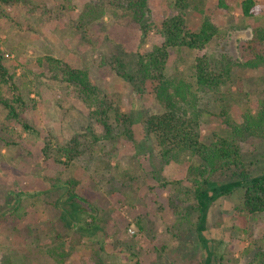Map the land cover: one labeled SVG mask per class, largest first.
I'll return each mask as SVG.
<instances>
[{
    "label": "rangeland",
    "instance_id": "obj_1",
    "mask_svg": "<svg viewBox=\"0 0 264 264\" xmlns=\"http://www.w3.org/2000/svg\"><path fill=\"white\" fill-rule=\"evenodd\" d=\"M241 1L231 0L228 16L218 25L219 35L202 51L170 50L165 74L193 84L192 68L198 54L240 60L253 28L264 27V14L255 20L241 17ZM93 2L20 0L10 7L0 5L3 63L25 96L27 120L34 129L26 132L6 120L0 107V264H131L135 260L140 264H196L203 254L193 232L195 214L185 212L193 201L184 193L192 189L189 168L198 162L186 156L160 164L153 138L141 122L142 117L162 109L150 86L138 94L114 72L116 59L134 71L136 56L162 41L155 26L179 11L167 0H147V20L154 28L142 39L138 29L116 22L117 14L109 7L80 28L79 16ZM187 2L183 18L189 30L197 31L203 12L214 0ZM46 57L87 70L99 98L133 120V140L116 136V130L106 135L93 115L95 109L88 108L60 76L53 78ZM263 94L264 67L233 71L231 80L210 98L209 114L200 124L201 142L226 135L222 111L239 124L242 103L256 109ZM2 95L10 97L7 88ZM75 136L90 147L67 165L57 164L53 153H42L44 145L65 144ZM236 141L251 173H264V140L246 137ZM66 189L85 202L81 205L87 206L86 213L95 215L91 220L84 214L80 221L84 228L97 227L99 237L65 229L53 204L57 199L64 202L67 196L61 195ZM241 198V192L220 198L208 212L204 235L220 243L222 264H249L262 238L264 215L239 212ZM17 204L20 219L11 217Z\"/></svg>",
    "mask_w": 264,
    "mask_h": 264
},
{
    "label": "trees",
    "instance_id": "obj_2",
    "mask_svg": "<svg viewBox=\"0 0 264 264\" xmlns=\"http://www.w3.org/2000/svg\"><path fill=\"white\" fill-rule=\"evenodd\" d=\"M18 1L20 0H0V5L10 7ZM94 1L86 5L79 16L80 28L101 16L105 7L112 9L115 16L117 14L116 22L120 25L138 29L142 39L154 28L147 20V0ZM262 1L264 0H242L239 3L241 17L255 20L262 16L264 14ZM167 3L178 10L179 14L155 26L161 43L149 52L136 56L134 71L126 70L123 61L116 59L114 72L117 77L129 83L138 94H142L147 85L150 86L156 102L162 109L159 114L142 117L141 122L147 136L153 138L160 164L168 165L186 156L197 160V166L189 168V176L193 178L192 189L184 193L185 198L189 200L191 196L193 201L191 205L185 207V212L195 214L193 232L198 240V251L203 254L196 264H222L223 257L219 254L220 243L208 240L204 235L210 207L220 198L241 192L239 212L252 217L264 215V173L259 175L251 173L236 141L238 138L246 137L264 140V97L258 98L256 109H252L246 102L242 103L239 109L241 119L239 124L233 122L227 113L222 111L220 114L226 131L224 137H216L207 144L202 143L200 124L203 117L209 114L207 105L210 98L218 95L220 88L231 80L233 71H256L264 67V27L253 28L251 37L246 42V54L240 60H232L226 55L210 58L198 54L192 68L194 79L192 84L186 82L184 78L165 74L169 51L178 48L202 51L215 36L219 35L218 25L228 16L232 2L214 0L203 12V19L197 31L193 32L188 29L182 14L189 7L187 0H167ZM3 61L4 55L0 51V107L6 112V120L18 124L26 132H34L27 120L28 104L25 96L13 82ZM46 63L54 79L60 76L65 83L76 89L88 108L95 109L93 115L106 135L111 136L116 130L118 132L116 136L133 140L131 132L133 120L129 115L121 114L116 108L106 105L99 98V91L92 84L87 70L73 69L65 62L52 57H46ZM4 88H7L9 98L2 95ZM94 139L93 137L92 140ZM89 147L75 136L65 144H56L53 147L49 144L44 145L42 153L46 156L53 153L57 164L67 165ZM71 186L68 184L69 188ZM65 194L67 197L62 204L58 203L59 199L53 204L59 210V219L65 229L77 230L86 237H99L96 234L97 227L87 225L91 227L84 228L85 224L80 221L84 214L95 220L94 214L86 213L85 202L74 195L72 190L66 189L61 196ZM81 202L84 205H81ZM13 208L11 210L15 214H11V217L20 219L19 204ZM66 212L68 214L71 212V215L68 216ZM254 250L249 264H264V225L261 241ZM96 264H100L99 261ZM131 264L140 263L135 260Z\"/></svg>",
    "mask_w": 264,
    "mask_h": 264
},
{
    "label": "built area",
    "instance_id": "obj_3",
    "mask_svg": "<svg viewBox=\"0 0 264 264\" xmlns=\"http://www.w3.org/2000/svg\"><path fill=\"white\" fill-rule=\"evenodd\" d=\"M132 233V232H131Z\"/></svg>",
    "mask_w": 264,
    "mask_h": 264
}]
</instances>
